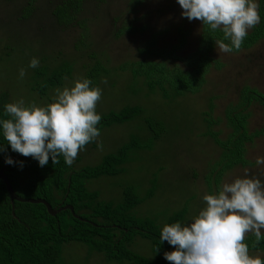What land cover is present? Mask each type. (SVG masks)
<instances>
[{
  "label": "rangeland",
  "instance_id": "374dc122",
  "mask_svg": "<svg viewBox=\"0 0 264 264\" xmlns=\"http://www.w3.org/2000/svg\"><path fill=\"white\" fill-rule=\"evenodd\" d=\"M66 1L0 0V56L4 55L5 46L14 47L11 58L0 59V93L7 92L10 103L23 99L25 106L32 102L45 106V100L54 102L56 89L74 86L76 80L85 78L90 67L107 70L100 72L97 83L102 96L96 112L103 116L126 106H137L142 114L128 122L103 127L100 136L79 152L73 168L97 166L104 156L118 152L133 140L135 147L129 150L121 173L87 181L88 191L97 192L102 202L118 204L123 199V189L131 188L140 199L133 210L136 217L163 225L171 216L184 211L179 222L182 225L192 222L206 206L203 196L217 194L212 173L218 170L216 163L220 162L221 150L205 136L209 130L205 114L213 121L210 130L226 140L232 131L225 114L229 106L239 101L246 87L264 92V38L236 53L219 54L215 47L211 54L219 66L209 69L199 90L165 100L156 92L146 91L141 84L143 80L134 79L127 64L149 59L140 49L150 41H154L151 50L168 49L176 42L180 29L187 36L177 54L180 57L191 54L200 38L201 21L182 17L177 0H144L137 4L135 0H80L76 21L62 24L52 16V11ZM28 4L33 10L26 18L23 10ZM133 20L137 22L136 31L119 34L121 27ZM33 58L39 60L36 68L29 67ZM170 61L184 68L179 62ZM21 68L26 70L23 79L19 74ZM60 68L69 76L60 86L46 88V97L37 95L33 87L43 91L44 75ZM36 73L43 78H35ZM245 112L250 114L249 131L261 134L246 145L245 159L249 164L226 170L219 189L224 183L244 177L246 169L250 176L264 183V165L255 162L258 156H264V109L253 103ZM145 118L160 121L164 126V132L155 141L151 142ZM101 143L102 148L98 147ZM150 190L152 194L147 197ZM131 249L144 258L154 257L146 239L137 238ZM174 250L172 246L165 252ZM249 254L262 258L264 250ZM57 264L129 263L107 262L101 254L72 241L62 246Z\"/></svg>",
  "mask_w": 264,
  "mask_h": 264
},
{
  "label": "trees",
  "instance_id": "16d2710c",
  "mask_svg": "<svg viewBox=\"0 0 264 264\" xmlns=\"http://www.w3.org/2000/svg\"><path fill=\"white\" fill-rule=\"evenodd\" d=\"M140 1L144 0H135L136 4ZM80 2V0L62 2L52 11V16L62 24L74 23L76 15L80 13ZM258 4L260 23L248 33L240 50H233V53L247 50L264 38V0H258ZM32 10V5L28 4V7L23 10L24 17L31 15ZM135 22L136 20L129 21L127 25L122 26L119 34L134 33ZM144 28L139 27L141 30ZM222 35L219 31L212 32L203 27L201 22V34L196 49L191 54L180 57L177 53L185 45L187 36V33L180 29L176 42L168 49L151 50L150 47L154 45V41H150L148 46L140 49L141 53L146 54L149 59L128 63V70L134 79L143 80L141 84L146 91L156 92L165 100H172L187 93L194 94L203 84L209 69L214 65L219 66L218 60L212 57L211 53L216 47L215 39L222 38ZM13 52V46H5L4 55L0 56V59L11 58ZM169 60L179 62L184 68L178 64L169 63ZM97 63L104 67L100 62ZM94 66L88 69L84 78L92 81L90 87L93 88L97 87L100 72L107 71L101 70L100 67L93 68ZM49 70L50 68L48 72ZM48 72L47 76L44 75L46 87L43 91L33 87V91L42 98L47 96L46 88L60 86L63 79L69 76L63 68ZM37 77L43 78V75L36 73L35 78ZM7 103H10L8 93L1 92L0 119L9 118L4 116ZM49 103L52 101L45 100L46 105ZM253 103L264 109V92L246 87L241 91L239 101L226 110V118L232 130L226 140L220 139L218 132L210 130L213 121L209 114H205V117H208L205 118V122L209 129L205 136L211 138L221 150L220 162L216 163L218 170L212 173L217 193L221 176L226 170L237 165L249 164L245 159L246 145L261 134L260 131L250 132L247 127L250 114L245 111ZM139 114H142L139 107L126 106L117 112L101 116L97 127L101 130L112 124L128 122ZM144 120L152 134L151 142L157 140L164 132L163 124L150 118ZM0 147L6 149L0 152L1 169L8 157L18 155L3 139L2 125H0ZM134 147L135 143L132 140L118 152L104 156L99 165L78 170H75L72 165H66L62 156L58 157L60 162L55 165L49 158V162L44 167H41L37 160L24 156L16 159L13 164H9L4 174L18 198L42 199L49 203L52 209L70 205L79 219L75 218L69 210L51 216L42 204L18 201L13 202L14 213L12 214L11 200L4 182L0 180V264H57L62 246L72 241L83 244L91 252L101 254L107 262L169 264V261L164 258V253L172 246L167 241H161L160 233L166 224L179 222L185 214L184 211L174 214L165 224L159 225L151 219L136 217L133 214L140 199L131 188L123 189V199L118 204L102 202L97 192L88 191L86 188V182L91 179L119 175L129 150ZM151 194L152 190L147 197ZM137 238L150 242L153 259L144 258L132 251V245ZM254 240L255 237L252 235L247 236L245 240L249 251H263L264 239L253 247Z\"/></svg>",
  "mask_w": 264,
  "mask_h": 264
},
{
  "label": "clouds",
  "instance_id": "9594fccd",
  "mask_svg": "<svg viewBox=\"0 0 264 264\" xmlns=\"http://www.w3.org/2000/svg\"><path fill=\"white\" fill-rule=\"evenodd\" d=\"M182 17L199 20L212 32H221L215 39L219 54L240 50L250 29L260 23L259 4L256 0H177ZM227 41V42H226ZM39 66L33 58L29 67ZM20 78L26 70L20 69ZM89 79H78L72 87L56 89L54 102L25 106L20 99L5 105L0 119L3 139L12 151L31 157L44 167L51 158L58 164L62 156L71 166L80 151L100 136L97 125L101 115L96 106L102 90L90 87ZM102 148V143L98 145ZM6 151L0 147V152ZM13 164L8 157L5 161ZM257 165H264V156L256 158ZM22 167V165H21ZM205 207L192 222L166 224L161 233L162 242L175 248L165 252L169 264H264V259L249 254L245 240L255 237L253 247L264 239V183L245 170L244 177L224 183L217 194L203 196Z\"/></svg>",
  "mask_w": 264,
  "mask_h": 264
},
{
  "label": "water",
  "instance_id": "95a60500",
  "mask_svg": "<svg viewBox=\"0 0 264 264\" xmlns=\"http://www.w3.org/2000/svg\"><path fill=\"white\" fill-rule=\"evenodd\" d=\"M21 156L22 155L18 154L16 156L11 157V158H12L13 161H15L16 159H18ZM8 165H9L8 163H5L2 166V168L0 169V180H2L4 182L6 190H7V193L9 195L10 200H11L12 214L14 213L13 202L14 201H18V202H22V203L23 202H27V203H30V204H42V205H44L46 207V210H47L48 214L51 215V216H56L61 211L69 210L71 212V214L75 218L79 219V217L74 214L73 208L70 205L63 206L62 208H59V209H52L50 204L47 203L45 200H42V199H20V198H18L15 195L9 180L7 179V177L4 174V172H5V170H6Z\"/></svg>",
  "mask_w": 264,
  "mask_h": 264
}]
</instances>
